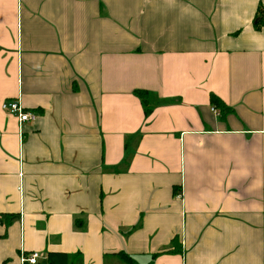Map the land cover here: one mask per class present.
<instances>
[{"label":"crops","instance_id":"1","mask_svg":"<svg viewBox=\"0 0 264 264\" xmlns=\"http://www.w3.org/2000/svg\"><path fill=\"white\" fill-rule=\"evenodd\" d=\"M260 8L0 0V264H264Z\"/></svg>","mask_w":264,"mask_h":264},{"label":"trees","instance_id":"2","mask_svg":"<svg viewBox=\"0 0 264 264\" xmlns=\"http://www.w3.org/2000/svg\"><path fill=\"white\" fill-rule=\"evenodd\" d=\"M257 17H258V19L256 21V26H257V29H260L262 26H264V12L261 10V8L259 9ZM135 95L140 99L146 117L150 116V114L154 110V104H153V99H152L151 94H149L148 92H144V91H137L135 93ZM211 101H212V104L215 105L216 108H221V109L224 108V104L220 100H218L217 98L212 97ZM7 217L1 216L0 222H5V219H7V220L10 219V221H12V220H15L18 218L16 216H9V218H7ZM80 225L81 224H79V223L76 224L77 227ZM119 258L128 264H133V260L131 258L127 257L125 254H121ZM50 264H52V263H50Z\"/></svg>","mask_w":264,"mask_h":264},{"label":"built area","instance_id":"3","mask_svg":"<svg viewBox=\"0 0 264 264\" xmlns=\"http://www.w3.org/2000/svg\"><path fill=\"white\" fill-rule=\"evenodd\" d=\"M2 109L16 116L19 119L20 124H26L35 120L36 115L32 112L27 111L19 101H6L2 105ZM39 254L35 253L29 257H23L24 263L37 264Z\"/></svg>","mask_w":264,"mask_h":264}]
</instances>
